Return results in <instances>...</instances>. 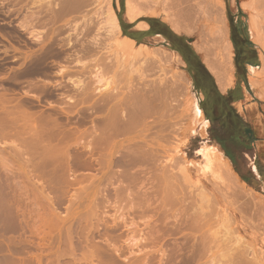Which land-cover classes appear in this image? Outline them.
<instances>
[{
	"label": "rangeland",
	"instance_id": "rangeland-1",
	"mask_svg": "<svg viewBox=\"0 0 264 264\" xmlns=\"http://www.w3.org/2000/svg\"><path fill=\"white\" fill-rule=\"evenodd\" d=\"M61 1L62 0H51L52 5L50 6V2L49 4L47 3L48 0L47 2L45 0L46 3H44L43 0V3H39L38 0H0V121H2V117H9L8 110L13 112V109L14 111L19 112V114H22L23 111V116H25V119H22L24 117L21 116L22 121H20V124L23 125H25V123L28 125L27 123L29 121L27 116L29 118L33 115L32 113H34L31 120L34 118L39 126L37 128H40L39 130L35 128L37 125L33 119L31 123H35V126H33L36 131H40L43 128L45 130L47 125L42 126L41 124L47 120V123H51L52 125L55 122L56 116L58 117V121L63 122L64 125L67 123L64 121H67L68 119L70 120V117H72V122L75 118L74 123L76 120L77 125L74 123L71 125L70 120L66 124L67 129L66 126L62 127L66 132L71 131L73 127L74 131H76L75 127L77 126V128H79L81 126V124L79 125L80 120H82V118L84 119L85 116H88H81V113L84 112V108L88 109L90 107V109H94L93 100L96 94V88L101 82H112L115 78L112 73L102 68L103 63L101 61V56L86 59L83 61V65L77 68L79 71L74 78L82 84L87 96L90 97H87L86 95L83 96L87 98L79 96L77 99L81 101L79 102L77 100V103L79 102L78 105H76V102L75 105L73 104L75 108L72 107L71 104L68 107L66 101L63 100L62 96L60 95V93L63 92L62 88H57L59 83L62 82V78L56 73L59 71L61 66H70L67 61L68 53L71 54V50L73 51L74 49L72 46L68 45L69 40H71L70 44H73L77 38L79 41L78 44L85 46L89 41H92V39L95 38L99 41V43H104L107 48H110V39L112 40L113 36L110 34L111 27H109L110 24L107 21L106 14L108 7L106 5L108 0L107 2L106 0H91L87 5V8L83 9L84 11L86 9L87 12L80 10L73 13L71 12L72 14L66 11L64 9L65 7L62 6V4H66L67 0H64L66 2L62 1L63 3ZM223 1L225 7H220L221 9L216 6L215 0H196L195 2H199L201 4L203 3L204 6L210 10L209 12H211L210 14L212 17L213 14L219 10L217 14H214V17L220 18L219 21L227 22L225 25L229 29V39L234 47V62H236L234 63V76L235 82L238 83L236 85L235 93L239 96L241 94L239 83L241 82L243 76L246 75L247 77V72L238 67L239 60L237 59L236 44L234 39L236 38L237 42L240 43V38L237 34V31L235 38L232 36L233 21H239L243 27V35L248 36L247 26L245 24L244 18L248 14V17H255L257 20L261 19L262 21L263 18H261L262 16L259 14H264V1L238 0L236 3V0ZM111 2L112 6L117 12L124 36L129 37L126 35L127 33L135 34L137 39H133L131 37L129 38L137 41L138 43L148 42L151 48L157 49V51L159 49L161 52L165 50L172 51L174 50V45H180L182 50L186 52L188 56L192 57L190 50L186 46V41L188 42L190 40L188 35L183 34L177 36L171 33L169 34V31H166L167 39L169 40L168 43L161 40L159 43L155 42L153 39V41L151 39H143L135 32H132L131 28L134 25H130L126 22L124 14L125 0H111ZM188 2L194 3V0H188ZM189 3L185 2V5H190L191 3ZM241 3L244 4L243 7L245 8L241 9ZM246 8L250 10H245ZM83 15L84 23L89 21L90 26H92L91 35L86 37H83V35L76 37V32H73L71 26L74 25L79 19L78 22L81 25L80 30H82L83 20L81 17ZM192 15L194 16V19L191 18L189 19L190 21L195 20V14ZM192 15L191 17H193ZM258 16H260V18ZM222 17H224L225 21H223ZM159 18L161 17H144L140 19V21L144 20L145 22L149 23L148 20L154 19L156 21L149 24L161 31L163 30V27L161 24H159ZM196 21L197 23L200 22L201 27L203 25L205 34L208 36H210V34L207 29V24L214 22L218 23L219 25L220 23L221 25H224L222 22L219 23L218 19V22L214 19H209L206 23H203L201 22L202 19L200 18ZM258 21L260 24L261 21ZM255 22L256 26L258 27L257 21ZM262 23L264 24L263 21ZM255 29V27L254 29H251L249 40L250 43H252L254 47L257 48L258 46L252 42L255 38ZM181 37H185L186 41L181 39ZM194 39L196 40L197 37ZM188 45L190 44L188 43ZM60 48H64L66 52L68 51L67 55L66 53L62 56L54 55V53H56ZM259 51L260 53L262 52V55H264L263 51ZM174 52L181 56L179 52L175 50ZM104 54H106V52ZM31 58H34L35 60H32ZM181 58L185 63L184 70L190 78L195 94L199 97L200 105L202 107V102L204 101L205 96L197 88L195 79L193 77L194 75L191 71L193 68L184 60L182 56ZM150 59L151 60H144L142 58H137L135 60L129 59L128 63L131 70L133 71L134 76L140 74L143 80L148 83H154L157 81L164 83L165 90H163V92L165 93H167L169 91L168 89L170 88V91L167 95V101H169L170 104H173V108L174 106H177V110L179 112H173L176 111V109H173L171 106L170 110H173H171V112L167 111L169 113L166 112L165 121L167 123L173 124V126H176L178 121L180 122L181 120V123L183 121L182 124L179 123L181 126L176 127H182V129H185L186 121H188L186 108L189 95L183 86L178 84L176 86L173 85V73L166 59L160 56ZM32 62L35 64H32ZM250 75L257 81H261L264 85V69L262 67L251 69ZM135 77L137 78V76ZM56 82L59 83L55 84ZM171 82L172 84L170 85ZM66 83L69 84L68 82ZM37 84L41 86V88H39ZM168 85L172 87L168 88ZM43 86L44 90H42ZM166 88L168 89L166 90ZM249 90L253 98L256 96L259 100H261V104H259L252 111V117H258L259 119L258 124L254 125V138L256 141L253 143L251 149L245 151L250 156L249 160H251V154L255 155V159L250 161V165L257 177L254 176L251 169L248 168L247 162L242 156V152L245 149H243L240 142L237 140H228L226 142V146L230 148L235 155L236 165L231 160L230 161L233 170L238 174L240 180L242 181L243 176L249 178V182L243 181L245 182L247 189L253 190L255 194L264 200V100L263 98L261 99L260 96L258 97V95L251 91V89ZM41 91H43V93ZM42 95H44L46 98L42 97ZM35 96H38L40 99ZM88 98L93 102H88L90 101ZM3 100H5V104L3 103ZM86 100H88L87 103ZM249 100H251L250 96ZM20 101L26 103H20ZM27 102H31L33 107ZM64 102L66 104H64ZM176 102L179 104L177 105ZM35 106L37 108H35ZM238 107L241 110L242 103H239ZM54 108H63L64 110H61L60 112L58 111L59 113L54 111L55 115L53 114V116L55 118L52 120V118H50L52 116L49 117V114L52 115L53 111L51 110H56ZM67 109L69 110L67 111ZM93 109L91 111H94ZM89 110L87 111L90 113L87 111L85 112H87L89 115L92 113V117L90 116L92 119L93 112ZM50 111L52 113H50ZM17 112L16 114L18 115ZM29 112L31 116H29ZM42 112L44 115H42ZM58 115L61 116L59 117ZM79 115L82 118H80ZM62 116L63 120L65 119L64 121L61 118ZM76 116L80 120L76 119ZM166 116H168V118H166ZM48 117L52 121H49ZM66 117H68L67 120ZM36 118H38L40 122ZM40 118L42 120L45 118L46 120L44 119L43 122ZM26 119L27 122L25 121ZM185 119L186 121H184ZM150 120L153 121L154 118H151ZM87 121L91 122H87L88 124L86 123L87 125H85L86 127L84 126V128H81L83 127L81 126V130L86 129L84 131H87L91 125H94L92 120L88 119ZM31 123L29 125H31ZM73 124L75 126H73ZM183 125L185 126L183 127ZM71 126H73L72 129ZM50 127H48L47 130ZM69 128L70 130H68ZM193 128V133L189 136L188 141L185 143H182L185 138V134H183L184 130L182 131L176 128L174 133H177L176 131L178 130L180 133L183 132L182 134L184 136L182 135V137L181 135H178L180 133H177L176 135L173 134L174 136L170 138L171 140H169L171 141V144L169 145L173 149L179 144L178 149L180 151L174 152L172 157L168 156L164 161L160 160L164 163L157 162L152 165V167L144 165L142 168L137 164H132L134 167L129 165L128 167L124 166V168L120 163H118V161H114L115 163H112V167L106 164L107 167L111 168L108 170L105 168L106 171L104 172L106 173L104 174V168L97 164L95 160L96 157H94L95 159L93 158L94 154L92 151L94 145L92 143L91 137H81L79 136L80 134L74 136L73 134L72 136L75 138L71 136L70 141H68L69 139L67 140L66 138L64 139L66 140L64 141L66 143H63V146L61 145L56 147L54 145L55 147L52 148L53 144L50 145L48 143L49 140L52 142V139L48 138L47 134L49 133H46L45 135L47 140H49H45L44 142H47L50 146H48L47 143L43 144L48 146L50 151H48L46 146L44 148H46L48 152H51V154L47 153L48 156L54 155L52 158H55L52 160L50 156L49 161H47L48 163H45V156L38 155L40 158H35L36 155H34L33 150L41 149V151H36L35 154L37 152L45 154L46 150H44L45 152H42L43 149L39 148V146H41L40 144H34V148H36L34 149L30 147L31 145L33 146V143L30 145V141L28 142L29 138L27 136L30 135V133L33 134L35 129H33V132L30 131L29 133L28 131V133L22 134V137L26 136V138H28V140L26 138L24 140H26V143L28 142L30 145L29 148L33 150L28 149V146H25L26 144L25 142L23 143V138L22 143L25 145L23 146L22 144V149V147H19V141L21 140V137L19 138V141H17L16 138L13 139L6 133V128L2 130V125L0 122V264H145L148 262V260V264H164V262L167 264V261L169 262L173 257L174 258L171 260L172 262L170 261L168 264H229V251L230 249L238 246L246 256L243 264H264V221L262 220L257 221L254 225H249L247 228H243L241 232H239L237 230V226L232 221L224 222V220L221 219L222 222L219 220L218 223H213L209 227V230L212 227V231L209 232L212 235V239L214 240V242L211 244L212 249L210 251H206L202 257L197 256L195 253H191L193 252L192 245H195V243L198 242L199 233L195 232L197 231L195 229H188L187 231V228L183 226L184 224H181L185 222L187 218L186 215L191 213V208L188 210L185 209L183 204L180 202V199L186 196V191L183 190L182 193H176L172 189L170 182L168 180H162L160 176V178L158 177V175H160L161 164L164 165L166 161L169 163L170 160H178L180 159L179 155H183L186 157L188 163H192L194 165V168L191 170V181L194 184L197 182V184L200 185V188H204V190H206L211 196H214L215 192L218 193L220 188H222V190L225 189V185H223V181L221 178H219L218 174L213 169L204 168L202 164V156L198 151L205 143L207 145H218L219 148L222 149L215 140V136H225L227 131H225L218 123H211L209 119L207 128L203 129L201 126L195 125H193ZM6 130H8V128ZM27 130H32V128H27ZM49 130L52 131V127ZM92 130H90V132ZM154 132L157 133L158 131L156 132L154 130ZM154 132L153 134H155ZM5 133L7 134L8 139L4 135ZM16 136L17 135L15 134V137ZM153 136L157 137V134ZM56 142H54V144ZM61 147L62 150L59 151H62L63 153L61 154V152H57V154H59V156L62 155L63 159L61 157L59 158L58 156L56 158L55 155L56 151L61 149ZM55 148L58 149L55 150ZM22 150L28 151L29 154L25 152L24 155V151ZM52 152L55 154H52ZM74 153L78 154L74 155ZM28 155L30 156L27 160ZM31 157L32 160H30ZM49 162L51 163L49 164ZM150 167L152 170H154L152 171L149 169ZM125 169H128L126 170L127 172ZM132 169L134 171L131 172ZM135 170L137 171L136 173ZM155 170L159 173L155 172ZM129 171L133 175L130 174ZM120 174H123V177ZM121 177L123 178L122 180ZM230 188L231 189L229 193L232 196L230 198L226 197L225 199V205L227 209L242 202L240 198L235 196V186L232 185ZM189 189L194 191V188ZM215 201L216 200L214 199V207L221 208L219 202ZM179 214H182V216ZM257 214L259 216L264 215V208L258 209ZM178 227H183L184 231H187L186 233L184 232L186 235L182 232L176 231ZM132 228H137V231L138 229H141V231L144 230V233L139 230V234H132L130 231L133 230ZM161 228L166 231L163 232ZM214 229L215 232L213 233ZM152 231H158L157 237L153 240H151L152 238L149 239L147 236V232ZM167 231L169 232L167 233ZM196 235L198 236L196 237ZM145 236L148 237L146 238L149 240L150 245L147 243V239L145 241ZM141 237H143L144 242H141L143 241ZM135 239H137V241ZM132 241H134L133 244L138 245H133ZM141 243L144 245L142 244L141 246ZM214 243L215 245H213ZM113 246L116 247L113 248ZM116 248L117 250L119 249L118 252L115 251ZM189 250L191 251L189 252ZM163 254L165 255L163 256ZM170 255L171 258L168 257Z\"/></svg>",
	"mask_w": 264,
	"mask_h": 264
},
{
	"label": "bare ground",
	"instance_id": "bare-ground-1",
	"mask_svg": "<svg viewBox=\"0 0 264 264\" xmlns=\"http://www.w3.org/2000/svg\"><path fill=\"white\" fill-rule=\"evenodd\" d=\"M43 1H44V3L47 2V0H46V2H45V0H43ZM62 1L66 2L64 0H62ZM90 1L91 0H67L66 4L64 3V4H62V6L65 7L64 9L66 11H68L70 14H72L73 12L80 11V10H83L84 8H87V5L89 4ZM191 1H193V0H191ZM195 1L196 0H194V3L192 2L193 4L190 2L191 3L190 4L188 2V0H125V12H124V14H125L126 20L130 21L131 23H136V24H138L140 22V19H142L144 17H161L163 19V21H165L175 33H177L178 35H183V34L188 35L190 37V40L188 41V43L193 47L195 52L200 57L202 63L205 65L207 70L214 77L216 85L219 88V90L223 94H226L232 87H234V84H235V76H234L235 65H234V63H236V62H234V47H233L232 42L229 39V29L225 25V23L227 24V22L225 21L224 17H222V18H223V21H225V22L219 21L220 18L214 17V14H217V12L219 10L217 12L215 10L216 13L213 12L214 14L212 17V15L210 14L211 12H209L210 10H208V8H206L203 3L201 4V3H199L200 1L199 2H195ZM215 1H216V3L215 2L214 3L219 8L225 7L223 0H215ZM237 1L238 0H236L235 3ZM38 2L43 3L42 0H38ZM49 2H50V4H49ZM106 2H107V0H106ZM185 2L189 3L190 5L186 6ZM47 3L50 6L52 5L51 0H48ZM233 5H234V3H233ZM53 6H54V3H53ZM106 6H108L107 7V13H106L107 14V21L110 24L109 27H111L110 28L111 29L110 34H112V36H113V38L111 36L112 40L110 39V42H111L109 44L110 48H107L104 43H99V41L96 40L95 38L92 39V41H89L85 46L82 44H78L79 41L77 38L75 40V43H73V44H70L71 40H69L68 45L72 46V48L74 49L73 51L71 50V54L68 53L67 61H68V64L70 66H66V65L61 66L59 71L56 73L58 76H61V78H62L61 83H59V82L55 83V84L59 83L57 88L58 87H59V89L62 88V91L64 92L63 93L61 91L63 94L60 93V95L62 96L63 100L66 101L68 107L71 104V106L74 108H75V106H73V104L75 105V102H76V105H78V103L81 101V100L79 101L77 99L79 96H81V97L83 95L87 96L86 92L84 91L82 84L78 80H75V78H74L79 71L77 68H79L80 66L83 65L84 60L91 59V58L96 57V56H101V61L103 63L102 68L107 70L108 72L112 73L113 76L115 77L112 82L111 81H106L103 83L101 82L100 85L96 88V91H95L96 94H95L94 100H93L94 101V105H93L94 109L93 108L90 109V107L88 109L84 108V112L89 110V109H90L89 111H91L92 109L94 110V111H91V112H93V118L91 119L92 113H91V115H89L88 113H90V112H88V111H87L88 113L82 112L81 113L82 115L80 114L81 116L88 115V116H85L84 119L82 117H80V115H79V117L82 118V120H80L76 116V119L80 120V123L77 120L79 125L81 124V126H83V127L80 126L81 128H84L85 125H87L88 123L91 122V121H87L88 119L92 120V123L94 125H91L90 127L94 126V127H92L93 130H92V128L89 127V129L92 130L91 132L89 129H88L89 131L88 130L84 131L86 129L81 130L80 127H79L80 128L79 129L76 126L75 127L76 131H74L73 126H75L74 124H76V120L74 123L75 118L73 119V122H72V117H70L71 125H72V123H74L73 126H71V129L73 127V129H72L73 131L71 130V131L66 132L62 126H66V129H67L66 124L70 121L69 119L67 120L68 117H66L67 121H64L65 119L63 120V116L61 117L64 122H67L64 125L63 122L58 121L57 116H56V118L53 116L54 111L60 112L61 110L62 111L64 110L63 108L62 109L54 108L56 110H51V111H53V113L50 111V113H52V115H50L48 113L49 117L52 116V117H50V118H52V120H54L53 118H55V122L53 121L54 123L52 125H51V123H47L48 120L46 122H44L43 120L45 118H43V120L40 118L44 122L43 123L44 125L43 124H41V125L42 126L47 125L45 127V130L48 132H46L42 126H40V127L43 129H41L40 131H36L35 128H37L39 126H38V124L34 118H33L35 120L34 122L36 123L37 126H35V123H33V124L31 123L33 120V119L31 120V118L34 115V113H32L33 115L31 116L30 112L28 114H30L29 116H31V117L28 118V116H27V119L29 121L27 124L29 125L31 123V125H29V126L26 125V123H25L26 126L23 124H20L21 123L20 121H22L21 116L24 117L22 119H25V116H23V111H22V114H19V112L14 111L13 109H12L13 112L8 110V112H9L8 116L9 117H5V118L2 117V121H0L1 125H2V130H4L5 128L6 129L8 128V130L5 129V131L9 136H11L13 139L16 138L17 141H19L21 139L19 141L20 142L19 147H22V144L25 142L26 145L23 144V146L24 145L26 147L28 146V149H31V148H29L31 143H33V146L32 145L30 146L32 148H34V144L35 145L40 144L41 146L46 144L47 142H44L45 140H47V137L45 135L46 133H49V134L51 133L50 137H49V134H47V135H48V138L52 139L53 143L50 142L49 139H48L49 141L48 140L47 141L50 145L53 144L52 148L55 146L56 147L61 146L63 143H66V142H64V141H66V140H64L66 138H67V140L69 139L68 141H70V138L73 134H74V136L80 134L79 136H81V137H91L92 143L94 145L92 153L95 155V156L93 155V158L96 157V159L95 158L94 159L96 160L97 164L100 165V167L102 166V168H104L103 169L104 174L106 173V172H104V171H106L105 168L107 170L110 169L112 167L111 165H113L112 163L114 161H118V163H120L123 167L124 166L128 167L129 165H132V164H137L138 166H141V168L144 165L148 166V167L149 166L152 167V165H154L155 163H157V162L160 163V162L164 161L165 158H167L168 156L172 157L174 152L180 151L178 149L179 144H178V146H176L173 149L169 145V144H171L170 143L171 141H169V140H171L170 138H172L174 136L173 134L176 135L177 133H180L178 130H182V131L184 130V133L183 132L182 133L185 134V138L182 141V143H185L188 141L189 136L193 133V129H194L193 125L201 126L203 129L208 127V117H206V115H205V113H204V111L200 105L199 97L195 94V91L193 89L190 78L188 77L187 73L184 70L185 63L182 60L181 56L178 53L174 52V50L168 51V50L164 49L165 51L161 52L158 49V51H157V49L151 48L149 46L148 42L138 43L137 41H135V40H133L127 36H124L122 33V29L120 26V21H119L117 12H116L115 8L112 6L111 0H108ZM240 6H241V9L245 8V7H243L244 6L243 3H241ZM247 6H249V5H247ZM251 8H253V7H251ZM245 10H250V9L246 8ZM85 11L87 12L86 9H85ZM246 13H249V12H246ZM192 14H195V20H191L192 21V23H191V21L189 19H191V18L194 19V16ZM191 15L193 17H191ZM247 15L245 16L244 19H245V24L247 26L248 38H249V35L251 32V29H254V27H255L256 28L255 29V38L252 42L258 46L257 48L259 50L264 52V31H262V30H264V28H263L264 24L262 23V21L264 22V17H263L264 14H259L262 16L261 18H263L262 21H261V19H258L261 21L260 24L258 23L259 21L255 17L254 18L248 17ZM258 17L260 18V16H258ZM83 18H84V15L81 17V19L83 20ZM199 18L202 19L201 22H203V23H206L209 19H212V20L214 19L216 21L218 19L219 23L222 22V23H224V25H221V23L219 25L218 23H214V22H210L209 24H207V29H208V32L210 34V36H208L205 34V31H204L205 29H203V25L201 27L200 22L198 21L199 23H197V21H196ZM78 20L75 22L74 25L71 26L73 32H76L75 36L79 37V36L83 35V37H86V36L91 35L92 26H90L89 21L84 23V20H83V28H82V30H80L81 25L79 24ZM254 20L257 21L258 27L256 26V22ZM259 25H262V26H259ZM143 27L146 28L148 26H147V24H141V23L138 24V29H145ZM259 27H261V28H259ZM195 37H197L196 40L194 39ZM163 39L156 37L153 40H155V42L160 43L161 41H163ZM67 52L64 48L63 49L60 48L56 53H54V55L62 56L65 53L67 55ZM105 52H106V54H104ZM108 54H110V55H108ZM159 56L166 59L170 69L172 70V73H173L172 78L174 79L173 85L176 86L178 84L180 86H183L189 95V97L187 99V108H186L187 109L186 110L187 115H188V121H186V119H185L184 121H186V126L183 125V127L185 126V129L184 128L182 129V127H176V126H181V124L183 123V121L181 123V120H180V122L178 121L176 126H173V124L167 123L165 121V114L167 111L171 112V110H173L175 108L176 111H173V112H175V113L179 112L177 110V106L176 107L174 106V108H173V104H170L169 101H167V95H168V92L170 91L169 87H172V86L168 85L169 89L166 88V90L168 89L169 91L168 92L166 91L167 93H165V92H163V90H165V84L164 83L158 82V81L154 82V83L153 82L148 83L145 80H143V78L140 74L135 75V76H137V78H136L133 75V71L131 70L129 63H128L129 59L135 60L137 58H142L144 60H151L150 58L159 57ZM261 61H262V64L259 65L258 67H256V66H249L248 67V72H249L248 83H249L251 91H253L256 95H258V97L260 96L261 99L263 98V100H264V85H263V83L261 81H257L256 79L252 78V76L250 75V71L253 68L262 67L264 69V55H262V54H261ZM34 62H32V64ZM38 66H40V65H38ZM172 78H171V80H172ZM259 79H260V76H259ZM63 80H65V81H63ZM66 82H68L69 84H67ZM171 84H172V82L170 83V85ZM38 87L41 88V86H39V85H38ZM32 89H35V88H32ZM42 90H44V86L42 87ZM171 90H172V88H171ZM38 91H39V89H38ZM41 92L43 93V91H41ZM41 92H39V93H41ZM44 94H45V92H44ZM50 96H52V95H50ZM35 97H38V96H35ZM42 97H45V96L42 95ZM83 97L87 98L90 96H87V97L83 96ZM41 99H43V98H41ZM77 100L79 101L78 103H77ZM83 100H85V99H83ZM88 100H90V99L88 98ZM88 100H86V103ZM4 101L5 100H3V103H4ZM27 101H28V99H27ZM61 101H62V99H61ZM93 101L90 100L88 102H93ZM22 102L20 101V103H22ZM31 102H27V103H30L32 106V103H34V102H32V103ZM60 103H63V102H60ZM66 103L64 102V104H66ZM176 104L178 105L179 103L176 102ZM2 106H4V105H2ZM171 106L173 109L170 110ZM72 107H71V109H72ZM20 108H22V107H20ZM35 108H37V107L35 106ZM28 109H30V108H28ZM69 109H67V111ZM16 112L18 113V115L16 114ZM167 113H169V112H167ZM61 114H63V113H61ZM42 115H44L43 112H42ZM58 116L60 117L61 115H58ZM49 117H48V119H49ZM151 118H154V120L151 121L150 120ZM166 118H168V116H166ZM27 119L25 120L26 122H27ZM36 119L38 120V118H36ZM52 120L49 119V121H52ZM25 121H23V122H25ZM38 121L40 122V120H38ZM42 121H41V123H42ZM45 123H47V124H45ZM61 123H62V125H61ZM179 123H181V124H179ZM48 124H49V126H48ZM33 125L35 126V128ZM69 125H70V123H69ZM50 126L52 127V131L49 130V129H51ZM26 127L29 129L32 128V130H27ZM48 127H50V128L47 130ZM176 128L178 129L176 131L177 133H174ZM33 129H35L34 132H33ZM39 129L40 128H37V130H39ZM68 130H70V128ZM154 130L156 132L158 131L159 133L158 132L155 133ZM28 131H29V133H30V131L33 132V134L32 133H30V135L27 134L28 135L27 137L29 138V140H28V138H26V136L22 137V134L23 133L26 134V133H28ZM153 132L155 134H157V137L153 136V135H155V134H153ZM6 133L4 135L7 137ZM182 133H180L178 135L182 136L183 135ZM15 134L17 136L18 135H21V136L15 137ZM31 134H32V136H31ZM22 138H23V143H22ZM25 138L28 140V142L30 141V143H29L30 145L28 144V142L26 143V140H24ZM73 138H75V137H73ZM7 139H8V137H7ZM54 140H56L57 142ZM54 142H56V143L54 144ZM48 143H47V145H48ZM50 145H48V146H50ZM69 145H67V146H69ZM41 146H39V148H42L43 149L42 152H45L44 150H46V148H44V147L46 145H44L43 147H41ZM48 146H46V147L48 148V151H50L49 150L50 148ZM22 149H23V147H22ZM34 149H36V148H34ZM57 149L55 148V150H57ZM31 150H33V149H31ZM38 150L41 151V149L33 150L34 155H36L35 158L39 157L40 155L45 156V158H46L45 163L47 161H49L50 156H51V159L54 160L55 157L52 158V156H54V155L48 156V154L49 153L51 154V152H48L46 150L45 154L48 153L47 155H45L44 153H40V152H37L40 154H37V153L35 154V152ZM59 150H62V147H61V149H58V151H56V154L54 152H52V154L56 155V158H57V156L59 158L60 157L62 158L61 154L63 152L59 151ZM22 151H24V150H22ZM20 152H21V150H20ZM25 152L28 153V151H24L23 152L24 155H25ZM57 152L58 153L61 152V154H60L61 156H59V154H57ZM198 152L202 156V164H203L204 168L213 169L218 174L219 178L222 179L223 185H225L226 190L225 189L222 190V188H220L218 193L215 192L214 196H211L206 190H204V188H200V185L197 184V182H196V184H194L191 181V179H192L191 170H192V168H194V165L192 163H188V161L186 160V157L183 155H179L180 159H178V160H173V161L170 160L169 163H168V161H166V163L164 165L161 164L160 175H158V174L157 175H158V177L160 176L161 179L164 181L168 180L170 182V185L172 186V189L176 193L179 194V193H182L183 190L186 191V194H185L186 196L184 198L180 199V202L183 204L185 209L188 210L191 208V210H190L191 213H188L186 215L187 218H186L185 222L181 223V224H184L183 226H185L187 228V231H188V229L189 230L195 229V230H197L195 232L199 233L198 242H196L197 244L195 243V245H192L193 246V248H192L193 252H191V253L192 254L195 253V254H197V256L202 257L206 251H210L212 249L211 244L214 242V240L212 239V235L209 232V231H212L211 230L212 227L210 228V230H209V227L213 223H218L219 220H221V219L224 220V222L225 221H230V222L232 221L237 226V230L239 232H241V230L243 228H247L249 225H254L259 220L264 221V215L259 216L257 214L258 209L264 208V200L262 198H260L257 194H255L253 192V190L247 189L245 182H243V180L241 181L238 174L233 170L230 159L226 156L225 152L219 148L218 145H215V144L207 145L205 143L199 149ZM23 153H22V155H23ZM64 153H65V151H64ZM68 153H69V151H68ZM77 154L74 153V155H77ZM22 155H21V157H22ZM29 156L30 155H28V158L25 156L27 158V160L29 159ZM68 158H70V157H68ZM30 160H32V157ZM160 160H162V161H160ZM38 162H40V161H38ZM50 163L51 162H49V164ZM162 163H164V162H162ZM106 164H108V166H111V167H107ZM45 165H47V164H45ZM103 166H105V167H103ZM151 167L149 169H151ZM157 169H159V168H157ZM126 170H128V169H125V171ZM132 171H134V170L132 169L131 172ZM101 172H102V169H101ZM136 172L137 171L135 170V173ZM143 172H144V170H143ZM146 172H148V171H146ZM155 172H157V171L155 170ZM129 173H130V171H129ZM157 173H159V172H157ZM98 174H100V173H98ZM130 174H132V173H130ZM138 174H139V172H138ZM120 175H122V177H123V174H120ZM124 176H126V175H124ZM122 177H121V180L123 179ZM130 177H132V176H130ZM123 181H122V183H123ZM232 185H234L235 189H236L235 190V194H236L235 196L237 198H240L242 200V202H240L239 204L227 209L226 205H225V199H226V197L230 198L232 196L229 193V191L231 189L230 187H232ZM189 188H194V191H191ZM214 199L219 202V205L221 206V208L214 207L215 206V203L213 202ZM216 206H217V204H216ZM134 211H136V210H134ZM179 215L182 216V214H179ZM183 219H184V217H183ZM222 220H221V222H222ZM131 224H133V223H131ZM136 226H134V227H136ZM149 226H150V224H149ZM51 227H53V226H51ZM215 229H214L213 233L215 232ZM139 230L141 231V229H138V231ZM162 230H163V232L166 231L164 229H162ZM130 231L132 234H136V233L139 234L140 233L137 231V228H134L133 230H130ZM147 231H150V230H147ZM159 231H160V229H159ZM170 231H171V229H170ZM176 231L182 232L183 234H185L187 232V231L186 232L184 231L183 227H178L176 229ZM141 232L144 233V230ZM168 232L169 231H167V233ZM172 232H171V234H172ZM147 233L149 234V235L147 234L149 239L152 238L151 240L155 239L158 235V231L157 232L152 231V232H147ZM182 233H179V234H182ZM217 233H216V235H217ZM169 235H170V233H169ZM147 236H145V238H144L145 241L148 238ZM159 236H161V235H159ZM197 236L198 235H196V237ZM194 237H195V235H194ZM215 237H217V236H215ZM187 238H188V235H187ZM141 239H143V237H141ZM144 239L141 242H144ZM135 240L137 241V239H135ZM138 241L140 242L139 239H138ZM133 242L134 241H132V244H133ZM147 243L148 244L150 243L149 240ZM142 244L143 243H141V246H142ZM133 245L137 246L138 244H133ZM213 245H215V243ZM114 247H116V246H113V248ZM131 247H133V246H131ZM187 247H188V245H187ZM178 248H179V246H178ZM208 248H209V250H208ZM217 248H219V247H217ZM118 250H117V248L115 249L116 252H118ZM151 251H153V250H151ZM190 251L191 250H189V252ZM229 253H230L229 262H228L229 264H243V261L246 259L244 252L240 250L239 246L235 247L233 249H230ZM164 255L165 254H163V256ZM168 257L171 258V255ZM170 258H169V260H170ZM130 260H131V258H130ZM113 261H112V263H113ZM170 261L169 262L167 261V264L170 263ZM148 263H149V260L145 264H148ZM108 264H110V263H108ZM164 264H165V262H164Z\"/></svg>",
	"mask_w": 264,
	"mask_h": 264
},
{
	"label": "trees",
	"instance_id": "trees-1",
	"mask_svg": "<svg viewBox=\"0 0 264 264\" xmlns=\"http://www.w3.org/2000/svg\"><path fill=\"white\" fill-rule=\"evenodd\" d=\"M156 20L150 19L149 23H154ZM129 37L137 39L135 34L127 33ZM186 41L185 37H181ZM191 52L188 56L179 45H174L173 49L181 54L184 60L193 68H191L197 88L204 94L205 99L202 102V109L211 123H218L227 131L225 136H215V140L225 151L226 156L236 165V159L233 151L226 146L228 140H237L245 150L252 148L256 141L254 132L244 123L237 111L232 107V103L236 100L232 92L228 95H222L215 85L214 79L202 65L199 57L190 45H186ZM196 71H195V69ZM238 170V169H237ZM242 180L249 182V178L242 177Z\"/></svg>",
	"mask_w": 264,
	"mask_h": 264
},
{
	"label": "crops",
	"instance_id": "crops-1",
	"mask_svg": "<svg viewBox=\"0 0 264 264\" xmlns=\"http://www.w3.org/2000/svg\"><path fill=\"white\" fill-rule=\"evenodd\" d=\"M160 22L159 24L162 25L163 30L159 31L157 30L154 26L152 27L149 23L145 22V21H140L139 23L141 24H147L148 27H143L145 29H138V24L136 23H131L130 21L126 20V22L130 25H134L131 30L132 32H135L136 34H138L140 37H142L143 39H154L156 37L163 39V41L168 42L169 40L167 39V32L169 31V34H173V35H178L177 33H175L171 27L165 22L163 21V19L159 18ZM137 25V26H136ZM152 31V32H151ZM153 34H151V33ZM186 44L188 45V42L186 41ZM193 48V47H192ZM246 52L247 55L244 57H241L239 59V64L238 67L241 68L242 70H245L247 72V77L246 75L242 77L241 82L239 83V88L241 90V94L238 96L235 93L236 90V85L238 82H235L234 87H232L229 91L232 92L233 97L236 99L233 103H232V107L237 111V113L239 114V116L241 117V119L244 121V123L253 131L255 132L254 129V125L258 124V117L253 118L252 117V111L254 110V108H256L259 104H261V100H259L255 95V98H253L250 94V86L248 83V67L249 66H256L258 67L259 65L262 64L261 61V54L259 52V50L254 47V45L252 43H250V40L248 38V43L246 45ZM194 50V49H193ZM195 51V50H194ZM196 53V52H195ZM197 54V53H196ZM198 56V54H197ZM199 57V56H198ZM200 59V57H199ZM201 61V59H200ZM202 63V61H201ZM202 65L205 67V65L202 63ZM205 69L207 70V68L205 67ZM208 71V70H207ZM208 73L212 76V74L208 71ZM212 78L214 79V77L212 76ZM245 79V80H244ZM215 82V79H214ZM216 85V82H215ZM217 86V85H216ZM218 91L222 94V95H228L229 91L226 94H223L219 88L217 87ZM249 96L251 98V100H249ZM242 103V109L240 110L238 107V104ZM261 112V111H260ZM261 114V113H260ZM224 151V150H223ZM247 151V150H244ZM243 153V152H242Z\"/></svg>",
	"mask_w": 264,
	"mask_h": 264
},
{
	"label": "flooded vegetation",
	"instance_id": "flooded-vegetation-1",
	"mask_svg": "<svg viewBox=\"0 0 264 264\" xmlns=\"http://www.w3.org/2000/svg\"><path fill=\"white\" fill-rule=\"evenodd\" d=\"M233 34L232 36L235 38V34L237 33L240 38V43L237 42V39L235 38V44H236V51L237 53V59L239 60L241 57H244L247 55L246 45L248 43V36H244L243 34V27L241 26L240 22L235 20L233 21ZM237 31V32H236ZM246 37V38H245Z\"/></svg>",
	"mask_w": 264,
	"mask_h": 264
},
{
	"label": "water",
	"instance_id": "water-1",
	"mask_svg": "<svg viewBox=\"0 0 264 264\" xmlns=\"http://www.w3.org/2000/svg\"><path fill=\"white\" fill-rule=\"evenodd\" d=\"M242 156H243V158L246 160L248 168H250L251 171H252V173L254 174V176L257 177V175H256L255 172L252 170L251 165H250V161L253 160V159H255V155H254V154H251V160H249L250 156H249L245 151H243Z\"/></svg>",
	"mask_w": 264,
	"mask_h": 264
}]
</instances>
